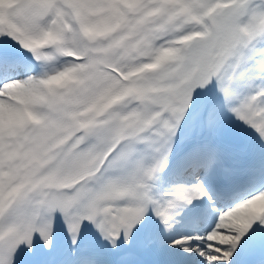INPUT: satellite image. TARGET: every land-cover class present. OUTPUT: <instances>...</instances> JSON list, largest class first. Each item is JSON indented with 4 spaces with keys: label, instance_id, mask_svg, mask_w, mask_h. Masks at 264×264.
<instances>
[{
    "label": "snow or ice",
    "instance_id": "snow-or-ice-1",
    "mask_svg": "<svg viewBox=\"0 0 264 264\" xmlns=\"http://www.w3.org/2000/svg\"><path fill=\"white\" fill-rule=\"evenodd\" d=\"M0 264H264V0H0Z\"/></svg>",
    "mask_w": 264,
    "mask_h": 264
}]
</instances>
